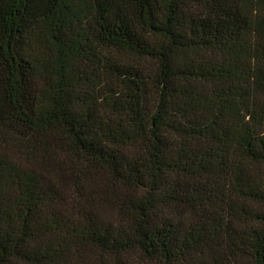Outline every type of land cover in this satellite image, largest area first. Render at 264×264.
<instances>
[{
  "label": "trees",
  "instance_id": "obj_1",
  "mask_svg": "<svg viewBox=\"0 0 264 264\" xmlns=\"http://www.w3.org/2000/svg\"><path fill=\"white\" fill-rule=\"evenodd\" d=\"M0 264H264V0H0Z\"/></svg>",
  "mask_w": 264,
  "mask_h": 264
}]
</instances>
